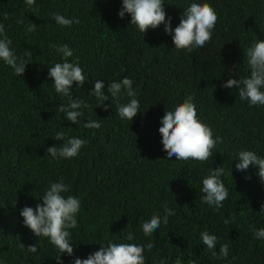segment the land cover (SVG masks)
<instances>
[{
    "label": "trees",
    "instance_id": "1",
    "mask_svg": "<svg viewBox=\"0 0 264 264\" xmlns=\"http://www.w3.org/2000/svg\"><path fill=\"white\" fill-rule=\"evenodd\" d=\"M193 2L209 3L218 20L211 42L187 52L175 48L163 24L143 34L128 14L121 19L122 0H36L33 7L25 0H0V23L15 54L28 63L17 76L0 60V264H57L58 250L23 225L20 211L42 203L51 183L60 180L70 185L64 195L81 201L78 226L69 230L74 256L63 254V264L87 258L110 241L153 242L152 250L144 251L145 264H175L177 258L181 264H264V240L253 235V228H264V183L258 168H235L242 150L264 158V106L250 107L238 89L222 87L230 77L250 75L246 52L264 39V0H163L173 28ZM53 13L79 23L62 27ZM30 23L33 32L26 31ZM64 44L73 50L69 60H78L86 76L83 88L74 83L71 89L88 104L77 124L59 111L70 101L56 93L48 75L49 67L61 62L50 45ZM26 50L33 53L30 58ZM124 77L133 80L140 102L141 113L132 122L117 111L131 98L123 92L112 98L107 88ZM97 80L109 96L102 102L107 111L90 95ZM188 95L198 118L223 140L206 162L177 161L162 150L160 120ZM90 120L101 127L85 128ZM57 132L87 143L76 157L53 160L46 149L64 143L55 140ZM220 166L229 198L217 211L201 202V189L209 168ZM164 205L175 211L167 225ZM153 215L161 217V227L145 236L141 226ZM204 231L219 237L218 255L220 244H228L227 259L212 256L200 238ZM129 232L135 240L126 239ZM21 242L38 244V252L22 251Z\"/></svg>",
    "mask_w": 264,
    "mask_h": 264
},
{
    "label": "clouds",
    "instance_id": "2",
    "mask_svg": "<svg viewBox=\"0 0 264 264\" xmlns=\"http://www.w3.org/2000/svg\"><path fill=\"white\" fill-rule=\"evenodd\" d=\"M29 7L35 5L36 0H25ZM163 0H122V7L118 16L123 19L126 14L131 17L130 24L135 25L138 30L145 34L149 29H157L161 24L164 25L165 33L172 36L175 48L192 52L194 49L203 48L212 40L218 16L214 8L209 3L193 2L186 9H183L179 17V24L173 28L172 18L167 17L164 9ZM56 23L62 27H71L72 24L79 23V20L69 19L65 16L53 13ZM23 23V21H20ZM27 32L35 31V24L30 23ZM12 40L5 32V26L0 23V60L5 65L10 66L17 76H23L26 65L25 59H21L15 54L11 47ZM61 55V62L54 63L49 67V78L53 81L56 93L69 98L67 107L61 105L59 111L65 113V119L77 124L79 118L84 115L82 109L88 104L78 97H73L71 89L75 83L77 87L83 88L86 76L83 73L79 61L72 62L69 58L73 57V50L67 44L57 46L50 45ZM30 50L24 52L25 57H31ZM246 59L250 75L244 78H229L222 87L227 89H238V95L242 101H247L249 106H264V39L254 41L252 46L247 49ZM105 84L97 80L90 91V95L95 96L101 101L99 104L108 110V105H103V101L109 99L103 89ZM112 98H117L123 92L130 101L121 105L117 111L119 117L124 120L133 121L137 113H141L140 102L136 98L137 92L133 89V80L124 77L119 82H111L107 85ZM161 126L158 131L161 135L163 151L168 158L175 157L177 161L195 160L206 162L213 157V149L218 143H223L221 137L214 138L213 130L210 126L198 118L197 106L194 97L188 95L182 103L175 106L174 110L165 111L160 120ZM85 128L99 129L98 121H89L84 125ZM56 141H64L60 146L54 145L46 149V155H50L53 160L71 159L76 157L87 141L70 137L65 140L63 132H57ZM250 167L258 168L256 175L264 183V158L257 155L254 151L242 150L238 153V160L235 168L245 172ZM222 166L215 169L209 168V174L202 180V203L219 210L223 207V202L229 198V189L225 186L222 177L224 176ZM250 179L251 177H247ZM70 191V185L60 180L51 183L50 188L42 196V203H37L35 208L25 206L20 215L23 217V225L30 229L35 237H45L58 250L59 255L55 257L57 264H63L61 256L67 254L74 256L75 247L70 242L71 232L78 226L77 215L81 208V201L73 195L65 196ZM15 205V203L13 204ZM164 207L165 215L163 224H168V217L174 216L175 211ZM264 211V205L261 207ZM161 217L153 215L148 221L142 224V231L145 236H151L161 227ZM230 221L225 220L228 224ZM253 235L256 239L264 240V228H253ZM135 234L129 232L126 239L135 240ZM203 245L211 251L213 257L217 259H227L229 246L221 243L219 255L215 251L219 242V237L209 232L200 233ZM20 249H27V253L35 254L38 252V244L25 246L20 243ZM154 247L153 242L146 244L135 243H114L109 242L107 246L101 245L99 250L88 255L87 258L76 257L73 264H145L144 251H151ZM175 264H181V259L177 258ZM189 264H195L190 261Z\"/></svg>",
    "mask_w": 264,
    "mask_h": 264
}]
</instances>
